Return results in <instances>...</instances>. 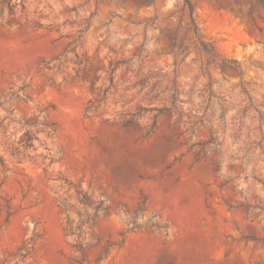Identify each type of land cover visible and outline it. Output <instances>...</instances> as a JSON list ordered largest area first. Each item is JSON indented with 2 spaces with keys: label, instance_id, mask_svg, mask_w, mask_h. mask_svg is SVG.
<instances>
[{
  "label": "rangeland",
  "instance_id": "obj_1",
  "mask_svg": "<svg viewBox=\"0 0 264 264\" xmlns=\"http://www.w3.org/2000/svg\"><path fill=\"white\" fill-rule=\"evenodd\" d=\"M189 2L0 0V264H264V0Z\"/></svg>",
  "mask_w": 264,
  "mask_h": 264
},
{
  "label": "trees",
  "instance_id": "obj_2",
  "mask_svg": "<svg viewBox=\"0 0 264 264\" xmlns=\"http://www.w3.org/2000/svg\"><path fill=\"white\" fill-rule=\"evenodd\" d=\"M184 3L187 6V8L189 9V11H191V5H190L189 0H184ZM249 238H250V240H253V241H256V242H260L257 239H254L253 237H249Z\"/></svg>",
  "mask_w": 264,
  "mask_h": 264
}]
</instances>
